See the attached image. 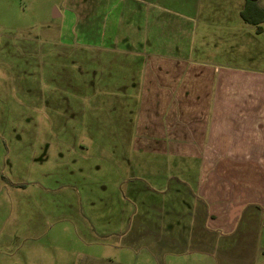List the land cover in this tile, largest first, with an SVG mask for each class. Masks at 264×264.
Returning a JSON list of instances; mask_svg holds the SVG:
<instances>
[{
  "label": "rangeland",
  "instance_id": "rangeland-1",
  "mask_svg": "<svg viewBox=\"0 0 264 264\" xmlns=\"http://www.w3.org/2000/svg\"><path fill=\"white\" fill-rule=\"evenodd\" d=\"M78 1L0 0V264H264L263 203L233 233L209 232L195 196L183 184L173 193L179 179H152L151 154L127 142L120 115L130 55L102 46L122 48L132 22L151 25L158 47H208L220 63L264 69L246 0L128 2L122 27L115 10L107 30L77 15Z\"/></svg>",
  "mask_w": 264,
  "mask_h": 264
},
{
  "label": "crops",
  "instance_id": "crops-1",
  "mask_svg": "<svg viewBox=\"0 0 264 264\" xmlns=\"http://www.w3.org/2000/svg\"><path fill=\"white\" fill-rule=\"evenodd\" d=\"M134 1L151 8L155 0H80L76 14L100 17L94 24L107 30L104 18ZM127 13L116 15L120 27ZM126 31L122 48L102 46L130 55L119 86L120 115L131 119L127 142L151 154L145 162L152 179H179L173 193L183 184L204 206L206 230L233 233L244 210L264 204V69L220 63L219 50L208 47H158L151 25L131 22ZM154 155L164 158L156 172Z\"/></svg>",
  "mask_w": 264,
  "mask_h": 264
},
{
  "label": "trees",
  "instance_id": "trees-1",
  "mask_svg": "<svg viewBox=\"0 0 264 264\" xmlns=\"http://www.w3.org/2000/svg\"><path fill=\"white\" fill-rule=\"evenodd\" d=\"M259 0H246L241 16L246 23L255 25L257 32H264V7L259 4Z\"/></svg>",
  "mask_w": 264,
  "mask_h": 264
}]
</instances>
